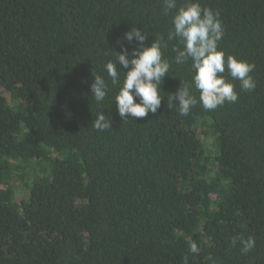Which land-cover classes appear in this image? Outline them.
Masks as SVG:
<instances>
[{"label":"trees","instance_id":"obj_1","mask_svg":"<svg viewBox=\"0 0 264 264\" xmlns=\"http://www.w3.org/2000/svg\"><path fill=\"white\" fill-rule=\"evenodd\" d=\"M200 3L219 12V47L255 65L256 88L232 81L237 102L180 116L169 94L192 72L172 64L158 112L124 121L115 89L91 98L92 71L108 81L117 40L134 47L122 38L135 26L150 44L175 9L0 0V264H264V0ZM98 111L110 129L92 127Z\"/></svg>","mask_w":264,"mask_h":264},{"label":"clouds","instance_id":"obj_2","mask_svg":"<svg viewBox=\"0 0 264 264\" xmlns=\"http://www.w3.org/2000/svg\"><path fill=\"white\" fill-rule=\"evenodd\" d=\"M163 4L165 15L175 9L166 34L157 33L146 45L148 31L133 26L122 39L135 46L129 49L118 39L120 51H111L112 57L104 62L109 80L92 71L91 98L97 104L115 89L113 103L122 120L156 114L164 99L162 80L169 75L172 64H188L192 72L190 82L181 80L176 92L169 94L168 107L175 104L180 116H187L197 104L205 111H213L226 103L237 102L239 94L232 81H239L240 89L245 92L256 88L252 75L255 65L226 54L219 47L225 30L218 11L202 7L200 0H184L179 6L177 0H163ZM170 46L174 54L171 59L164 54ZM91 125L97 131H105L111 128V119L104 111H98ZM254 246L255 240L249 237L245 248ZM191 251L196 252L195 244Z\"/></svg>","mask_w":264,"mask_h":264},{"label":"rangeland","instance_id":"obj_3","mask_svg":"<svg viewBox=\"0 0 264 264\" xmlns=\"http://www.w3.org/2000/svg\"><path fill=\"white\" fill-rule=\"evenodd\" d=\"M10 181L15 186L17 196L23 199L26 198L28 189L24 184L19 181V178L16 174L10 178Z\"/></svg>","mask_w":264,"mask_h":264}]
</instances>
